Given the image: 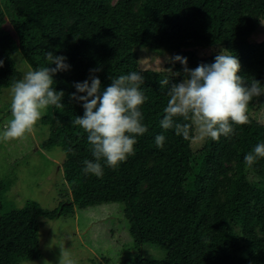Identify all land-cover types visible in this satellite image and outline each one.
Returning <instances> with one entry per match:
<instances>
[{"label": "trees", "instance_id": "obj_1", "mask_svg": "<svg viewBox=\"0 0 264 264\" xmlns=\"http://www.w3.org/2000/svg\"><path fill=\"white\" fill-rule=\"evenodd\" d=\"M263 21L264 0H0V92L23 77L15 53L32 70L48 66L47 51L66 57L71 66L54 76L53 86L65 92L64 107L49 106L40 119L49 126L41 149L65 152L66 200L55 209L34 200L14 207L5 197L15 181L0 179V264L42 258V217L56 219L76 207L106 203L123 205L135 250L146 243L167 247L162 259L140 252L130 264H264V159L249 170L244 163L264 142V128L249 119L219 141L185 140L165 131L160 120L168 96L159 81L171 76L169 68L182 73L183 65L170 61L158 70L143 69L138 53L172 51L195 69L214 62L216 49L224 48L240 60V75L264 87V39L252 40ZM207 49L212 52L200 54ZM97 67L103 68L97 73L102 88L111 84L110 76L130 71L144 76L146 101L140 110L148 128L136 137L134 155L118 168L105 165L102 177L83 174V161L93 159L91 146L72 124L84 114L82 104L71 99L73 85ZM263 100L254 98L248 114ZM161 134L163 148L155 142Z\"/></svg>", "mask_w": 264, "mask_h": 264}, {"label": "clouds", "instance_id": "obj_2", "mask_svg": "<svg viewBox=\"0 0 264 264\" xmlns=\"http://www.w3.org/2000/svg\"><path fill=\"white\" fill-rule=\"evenodd\" d=\"M48 66L30 70L21 79L10 85V118L0 131V141L8 142L23 138L31 133L49 106L64 107L63 90L57 91L54 76L70 70L67 58L53 51L45 53ZM170 60L183 65V72L169 68L171 76L159 81L161 88H167V104L160 120L165 130H174L177 136L189 140L195 136L201 141H219L223 136L235 135L234 125L248 124V107L254 98L264 96V87L259 80L251 81L240 75L241 63L238 57L222 49L212 63H200L195 69L188 67L187 58L176 55ZM55 65V67H51ZM3 61H0V67ZM102 67L90 69L89 78L74 83L76 92L71 99L84 108L83 116H76L73 126L87 134L93 159H85L84 175H104V166L118 168L122 162L135 153L137 136L144 135L141 107L146 96L141 90L144 76L137 71L118 77L110 76L111 84L102 88L97 73ZM172 82L171 77H180ZM81 93L85 95H80ZM166 137L157 135V147L163 148ZM264 159V142L257 143L244 157L246 170L252 169ZM40 232V231H39ZM67 254L61 249L60 264L66 262ZM45 264H48L45 261Z\"/></svg>", "mask_w": 264, "mask_h": 264}, {"label": "rangeland", "instance_id": "obj_3", "mask_svg": "<svg viewBox=\"0 0 264 264\" xmlns=\"http://www.w3.org/2000/svg\"><path fill=\"white\" fill-rule=\"evenodd\" d=\"M9 28L12 26L9 24ZM262 28V29H261ZM264 39V21L253 34L252 40ZM224 49V48H222ZM222 49H216L218 53ZM207 49L201 52L208 55ZM139 63L143 69H161L175 54L164 49L140 48ZM23 75L32 70L21 53L13 54ZM10 87L0 92V131L10 118ZM249 114V119L264 128V100ZM49 126L41 120L31 133L8 142L0 141V179L15 184L6 193V201L14 207H22L26 201L39 202L43 208L55 209L66 200L67 189L63 176L65 152L59 147L52 151L41 149L47 138ZM40 248L43 256L38 260L20 264H60L61 249L71 264H130V259L142 252L149 258L162 259L167 247L146 243L142 251L135 250L128 231L123 205L106 203L87 208L74 209L72 214L56 219H40Z\"/></svg>", "mask_w": 264, "mask_h": 264}]
</instances>
